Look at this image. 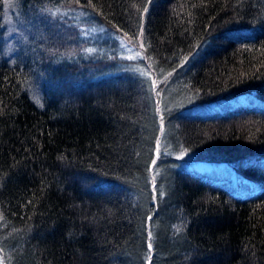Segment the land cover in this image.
Masks as SVG:
<instances>
[{"label":"trees","instance_id":"obj_1","mask_svg":"<svg viewBox=\"0 0 264 264\" xmlns=\"http://www.w3.org/2000/svg\"><path fill=\"white\" fill-rule=\"evenodd\" d=\"M14 3L25 39L6 53L0 0V264H264V0ZM76 23L136 43L166 79L153 91L109 74L115 57L77 59ZM195 160L231 165L237 190L180 167Z\"/></svg>","mask_w":264,"mask_h":264},{"label":"rangeland","instance_id":"obj_2","mask_svg":"<svg viewBox=\"0 0 264 264\" xmlns=\"http://www.w3.org/2000/svg\"><path fill=\"white\" fill-rule=\"evenodd\" d=\"M13 3L14 0H5L6 15L4 18L5 25H4L3 47L6 53L17 52L19 50L20 44L25 39L23 35L24 33H22V23L15 20L16 9H15V3L14 4ZM46 13H48L47 16ZM48 18L58 20L62 18V16L58 14V11L56 9H44V14L42 16V21L44 24H47ZM49 26L50 25H46V28H49ZM77 26L80 34L79 37L85 42L86 45L81 49L82 51L79 54L80 55L79 58L77 57V59L91 58L96 56L98 57L101 56L103 58L115 57L117 58L115 62L112 63L111 65H108L107 67L109 74L119 73L123 71L136 72L141 76L142 79H144L148 83L149 86H151L153 91H155V88L159 84V81L163 82L166 79V76H163L160 73L159 76L153 73L148 61L146 60L140 47L136 43L130 44L121 35L113 31H107L105 28H102L101 26H96V25L94 26L89 23L78 24ZM29 40H31V37ZM113 42L115 44L111 47ZM91 43H94V45L96 43L99 44L102 43L103 47H101L100 49H96L97 47L93 48L91 46ZM111 50H115V51L111 52ZM93 75H94L92 76L93 78H98L107 74H104V72L101 71L98 74L97 72H95ZM250 94L252 93L250 92V93L236 95L235 97L223 103L222 102L213 103V104L204 105L202 107H195L192 109H188L185 111V113L208 114L213 112H222L225 109L233 107L237 104L252 103L251 102L252 100L248 98ZM157 152H158V146L156 144L153 151V157L151 159L150 169H153L155 164L157 163L156 162ZM181 156L182 154L172 155L173 158H180ZM180 167L195 171L197 173H201L206 176L223 175L222 178L224 179L226 184L231 188L237 190V188H235L236 175L231 165L215 164L208 161L195 160V161L187 162L185 164L182 163L180 164ZM152 174H155V171H153ZM150 182L151 183L153 182L151 175H150Z\"/></svg>","mask_w":264,"mask_h":264}]
</instances>
